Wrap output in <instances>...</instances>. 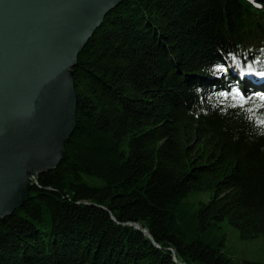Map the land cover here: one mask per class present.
Segmentation results:
<instances>
[{
  "label": "trees",
  "instance_id": "16d2710c",
  "mask_svg": "<svg viewBox=\"0 0 264 264\" xmlns=\"http://www.w3.org/2000/svg\"><path fill=\"white\" fill-rule=\"evenodd\" d=\"M72 71L77 128L0 264H264L223 227L264 237V0H125Z\"/></svg>",
  "mask_w": 264,
  "mask_h": 264
},
{
  "label": "water",
  "instance_id": "95a60500",
  "mask_svg": "<svg viewBox=\"0 0 264 264\" xmlns=\"http://www.w3.org/2000/svg\"><path fill=\"white\" fill-rule=\"evenodd\" d=\"M124 0H0V220L59 167L77 128L73 69Z\"/></svg>",
  "mask_w": 264,
  "mask_h": 264
},
{
  "label": "rangeland",
  "instance_id": "374dc122",
  "mask_svg": "<svg viewBox=\"0 0 264 264\" xmlns=\"http://www.w3.org/2000/svg\"><path fill=\"white\" fill-rule=\"evenodd\" d=\"M37 181L35 184H37ZM209 199H210L209 193L202 196V200L204 202H208ZM7 218L8 217H5L3 218V220ZM3 220H0V221H3ZM223 227L227 234V243H226L225 250L229 256L237 259L240 262L250 261V262L264 263V237L263 236L255 238V239H249V240L242 239L240 236V232L237 229H235L233 226H231L228 223V221H225L223 223ZM144 233L147 234V231H145Z\"/></svg>",
  "mask_w": 264,
  "mask_h": 264
},
{
  "label": "bare ground",
  "instance_id": "6f19581e",
  "mask_svg": "<svg viewBox=\"0 0 264 264\" xmlns=\"http://www.w3.org/2000/svg\"><path fill=\"white\" fill-rule=\"evenodd\" d=\"M259 77H260V75H257V76H256V78H259ZM256 78H255V79H256ZM257 82H264V78H262V81H261V78H260L259 81L257 80Z\"/></svg>",
  "mask_w": 264,
  "mask_h": 264
}]
</instances>
